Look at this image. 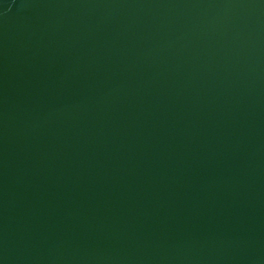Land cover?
<instances>
[{"label": "water", "instance_id": "obj_1", "mask_svg": "<svg viewBox=\"0 0 264 264\" xmlns=\"http://www.w3.org/2000/svg\"><path fill=\"white\" fill-rule=\"evenodd\" d=\"M0 264H264V0H0Z\"/></svg>", "mask_w": 264, "mask_h": 264}]
</instances>
